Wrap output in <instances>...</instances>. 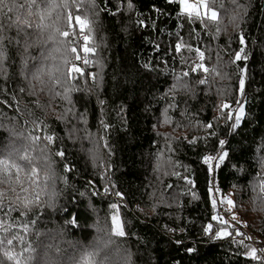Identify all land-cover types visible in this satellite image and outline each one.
Listing matches in <instances>:
<instances>
[{
    "label": "trees",
    "instance_id": "trees-1",
    "mask_svg": "<svg viewBox=\"0 0 264 264\" xmlns=\"http://www.w3.org/2000/svg\"><path fill=\"white\" fill-rule=\"evenodd\" d=\"M128 2L0 0V264H259L203 234L215 210L202 157L225 141L216 187L233 194L231 223L264 242V0H205L217 15L194 24L167 0ZM239 33L249 59L234 64ZM240 68L233 128L219 106L236 107ZM104 185L123 193V235ZM217 207L230 219L231 206Z\"/></svg>",
    "mask_w": 264,
    "mask_h": 264
},
{
    "label": "snow or ice",
    "instance_id": "snow-or-ice-1",
    "mask_svg": "<svg viewBox=\"0 0 264 264\" xmlns=\"http://www.w3.org/2000/svg\"><path fill=\"white\" fill-rule=\"evenodd\" d=\"M167 2L178 4L180 7V11L177 14L178 17L184 18L189 24H194L192 20L193 16L200 15V11H199L200 3L198 2V0H188V3H185V0H167ZM132 7L133 5L131 3V0H129V2L127 3V9H132ZM104 10L109 11V8L107 5H105ZM110 14H113V13H110ZM212 16L213 18H215L216 13L213 12ZM76 21L81 24V29L83 30V22L80 20L79 16L76 17ZM138 23L141 27H148V25L143 20L138 21ZM177 27L182 29L183 24H178ZM64 35H68V34L65 33ZM176 37H177V42H175L173 46L174 51L176 53L174 60L177 59L179 57V53L183 51L182 42L184 41V37L180 35V32H176ZM238 41L241 47L239 48V50L234 51V54H235L234 61H233L234 64H238L241 61L246 62L249 59V56L246 54V40L242 33L238 34ZM193 48H195L197 51L202 50L200 46L193 45ZM84 50L86 52L89 51L87 47ZM155 50L157 51L159 50V45H155ZM91 51L95 52V49H91ZM145 66L147 67V65ZM201 67L203 68L204 72H207V66L202 65ZM73 71L82 73L83 69H81L79 65H77L73 69ZM192 71H193V74H195L197 73L198 69L193 68ZM246 71H247L246 68L239 69L240 79L238 82V88L236 90L237 92V99L235 100L236 107H233V105L230 103H225L223 106H219L220 112H221V115L219 118L225 119L226 121H233L234 119V123L231 124L233 128L239 126V123L245 113V107H244L242 98L244 97V94H245ZM184 74L187 75L188 73H184ZM203 82L204 81L202 80L201 83L203 84ZM234 113H235V117H234ZM104 127L105 129H107L108 125L105 124ZM212 128H213L212 123H208L205 126L206 130L212 129ZM209 135L215 136V132L214 131L210 132ZM45 138L48 139L52 143H54L56 139L53 134H49ZM195 142L196 140L189 141V143H195ZM224 145H225V141L218 140V145H217L218 153L215 155H211V154L204 155L202 157V163L206 166L209 174L212 176L211 184H210V187L208 188V193L210 197V206L212 209L215 210L214 213L211 215L210 220L203 226L202 232L205 236L211 239H215V240L230 239L231 243L237 245L239 248L244 249V254L247 257L251 258L252 260L258 261L259 264H264V248L258 249L254 247L251 243L246 242V239L250 241L251 238L245 237V234L241 232L236 227L235 224L231 223L232 220L236 219V217L231 214V208L235 207V203L233 200L228 198L226 195H222L220 193V190L216 187L215 175H214L215 168L220 167L224 163L228 155V153L223 150ZM58 155L61 157H64L65 153L63 151H58ZM4 163H5L4 161H0V166H3ZM35 174L36 173L34 171V175ZM175 176L179 177L180 174L176 173ZM100 178L103 180V176H101ZM183 179L188 184L192 183V181L189 180L187 177H183ZM169 187L171 188L172 186L169 185ZM112 189H115V197L119 198V200L122 201L124 199L123 193H121L118 189H116L115 185H107V186L104 185L103 194L106 196L113 195ZM94 194H98V193L94 192ZM257 199L259 203L262 206H264V180H262L261 184L259 185V195ZM218 203L220 205H227V206L231 205L230 208L225 209V211L228 212L230 219L225 218V215L220 212V210L217 207ZM109 207L112 210L111 220H112L113 234H119V235L125 234L123 232V223L120 219V209L121 207H123V205L119 202H112L109 205ZM70 223L74 224L75 219L74 218L70 219ZM171 231H174V230H171ZM237 237H240V238L237 239ZM177 243H182V242H177ZM84 264H92L91 256L85 259Z\"/></svg>",
    "mask_w": 264,
    "mask_h": 264
},
{
    "label": "built area",
    "instance_id": "built-area-1",
    "mask_svg": "<svg viewBox=\"0 0 264 264\" xmlns=\"http://www.w3.org/2000/svg\"><path fill=\"white\" fill-rule=\"evenodd\" d=\"M82 40L84 41V37H82ZM45 141L47 143H49L50 141L46 138H44ZM113 197L116 199L117 202L121 203V204H124V200L120 201L119 198L115 197V195H113ZM220 212H224L222 211V208L220 207ZM241 232H243L245 234V237H250L251 240L248 241L246 239V242H249L251 243L254 247L260 249V248H264V242L262 241L261 237L255 232V231H252V230H249V229H240ZM240 237H237V239H239ZM259 255V253H258Z\"/></svg>",
    "mask_w": 264,
    "mask_h": 264
},
{
    "label": "rangeland",
    "instance_id": "rangeland-1",
    "mask_svg": "<svg viewBox=\"0 0 264 264\" xmlns=\"http://www.w3.org/2000/svg\"><path fill=\"white\" fill-rule=\"evenodd\" d=\"M198 2L200 3V9H199L200 13L203 16H206L204 14H206V12H207L206 9H208V8H206V6H205V0H198ZM185 3H188V0H185ZM210 13H213V12H211V10L208 9V13L207 14L210 15ZM81 39H82V37H81ZM84 59H85L84 55L83 56H79L78 61L80 60V62L83 63ZM36 131H37L38 137H45V136H43L42 130L40 128H38ZM0 190H3V189L0 188ZM226 196L228 198H230L231 200H233V198H234L232 193H227ZM229 206H231V205H229ZM231 214L234 215L236 217V219H238V212L237 211H234ZM234 224H236V222H234Z\"/></svg>",
    "mask_w": 264,
    "mask_h": 264
},
{
    "label": "water",
    "instance_id": "water-1",
    "mask_svg": "<svg viewBox=\"0 0 264 264\" xmlns=\"http://www.w3.org/2000/svg\"><path fill=\"white\" fill-rule=\"evenodd\" d=\"M117 202V201H116Z\"/></svg>",
    "mask_w": 264,
    "mask_h": 264
}]
</instances>
